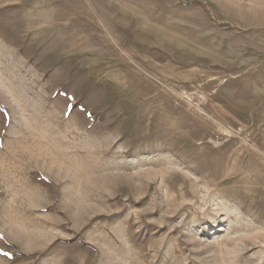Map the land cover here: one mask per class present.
Instances as JSON below:
<instances>
[{
	"label": "rangeland",
	"instance_id": "obj_1",
	"mask_svg": "<svg viewBox=\"0 0 264 264\" xmlns=\"http://www.w3.org/2000/svg\"><path fill=\"white\" fill-rule=\"evenodd\" d=\"M0 264H264V0H0Z\"/></svg>",
	"mask_w": 264,
	"mask_h": 264
},
{
	"label": "bare ground",
	"instance_id": "obj_2",
	"mask_svg": "<svg viewBox=\"0 0 264 264\" xmlns=\"http://www.w3.org/2000/svg\"><path fill=\"white\" fill-rule=\"evenodd\" d=\"M168 180L165 178L164 179V183H167ZM184 184V183H183ZM185 186V185H184ZM189 191V190H188ZM178 194H180L182 197H186V196H189V197H192V198H195V199H198V194L197 192H186L184 188L181 189L180 192H178ZM200 201V200H199Z\"/></svg>",
	"mask_w": 264,
	"mask_h": 264
}]
</instances>
